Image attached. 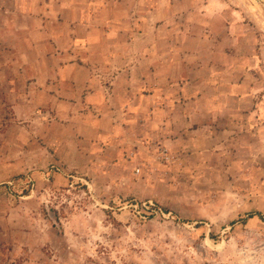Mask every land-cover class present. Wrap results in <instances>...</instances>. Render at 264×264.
Here are the masks:
<instances>
[{
    "label": "rangeland",
    "instance_id": "374dc122",
    "mask_svg": "<svg viewBox=\"0 0 264 264\" xmlns=\"http://www.w3.org/2000/svg\"><path fill=\"white\" fill-rule=\"evenodd\" d=\"M207 4L54 0L53 18L41 22L21 15L27 0L0 19V264H264V220L242 221L264 215V0H212L213 14ZM221 13L226 34L211 32ZM142 45L166 59V45H227L224 83L247 97L244 110L219 98L232 110L226 128L178 131L172 143L169 130L141 126V107L157 101L145 90L131 125L107 131V142L125 146L122 159L101 150L102 115L88 90L112 101L127 63L141 72ZM57 63L86 73L91 87L71 95Z\"/></svg>",
    "mask_w": 264,
    "mask_h": 264
},
{
    "label": "crops",
    "instance_id": "0c3cea01",
    "mask_svg": "<svg viewBox=\"0 0 264 264\" xmlns=\"http://www.w3.org/2000/svg\"><path fill=\"white\" fill-rule=\"evenodd\" d=\"M53 1L29 0V10L22 11L24 14H21V9L27 4V0H0V19L5 21L9 19L8 14L19 12L23 17H29V19L40 17L41 22L45 18L47 22V19H51L54 16ZM211 1L207 0L208 4L206 5L209 14H213L212 7L209 5ZM8 4L13 8V12L8 8ZM66 7H69V4H66ZM39 11L40 13H38ZM214 17L215 19H213L211 25L215 27L211 29V32L226 34L227 31L231 30L229 15L221 13ZM82 23L85 25V19H83ZM199 24L197 22L198 32L200 33L204 29L206 31V25L204 23ZM187 26L189 27V25ZM41 28L44 29L46 34L52 32L48 25H46V28L45 26H41ZM86 33L89 35L90 30ZM77 41L74 44H80L81 41L85 42L86 38L77 39ZM82 46L84 47L85 45ZM126 46L128 48V45ZM166 46L174 51L171 57L167 59L161 54L151 58V47L142 45V68L141 72L135 74L132 66L127 63L129 55H126L123 59V62L127 63L125 70L114 77V86L111 89L112 101L106 99L102 92L88 90L91 87L90 82L93 81L88 78L86 73L85 78L82 79L75 76L73 74V65L64 63L51 64V67H53L51 69L55 71L59 81L69 83L71 86V95H73V92L88 90V104H90L88 106L98 109L102 115L95 127L101 142L99 146H101V150H112V155L117 160L122 159L126 148L120 141L107 142V139L111 136L107 131L112 130L118 134L119 128L130 126L132 123L131 119L138 115V108L143 104L147 91H149L147 96L157 99V101L153 108L154 110H150L145 106L141 107L142 114L144 113V121H141V126L148 130L166 129L170 131L172 136L179 134L178 131H181L180 137H182L189 130L222 131L226 128L229 124L228 114L232 110L229 109L231 107L216 102L219 98L232 99L234 101L232 112L240 113V111L244 110V106L240 107L238 104L247 97L236 93L234 91L235 85L231 86L230 83H224L223 74L229 72V61L231 59L227 45ZM177 48H179V52L183 56L182 59H176L175 50ZM105 61L102 60V64L106 63ZM107 62L113 63L112 59L107 60ZM83 69L86 72L89 71L86 66ZM135 84L141 86V89L135 88ZM71 98L74 97L71 96ZM135 98L138 99L136 103ZM159 98L165 102V106L162 105V101H159ZM205 100L208 101L206 105L203 104ZM146 112L147 117L145 116ZM148 112L153 114V118ZM163 113L166 114L165 122H162L161 119ZM110 114H113V117L107 123L106 128L104 123L107 121L104 118L105 116H110ZM225 114L227 117H224ZM172 138V143L177 141L175 136ZM85 146L89 145L85 144ZM2 243L0 240V244Z\"/></svg>",
    "mask_w": 264,
    "mask_h": 264
},
{
    "label": "trees",
    "instance_id": "16d2710c",
    "mask_svg": "<svg viewBox=\"0 0 264 264\" xmlns=\"http://www.w3.org/2000/svg\"><path fill=\"white\" fill-rule=\"evenodd\" d=\"M254 217H256V218H258V219H260V220H264V215H262V214L259 213V212H254V213H250V214H248V215L246 216V219H243L242 221L244 222V221H246V220H248V219H251V218H254Z\"/></svg>",
    "mask_w": 264,
    "mask_h": 264
}]
</instances>
